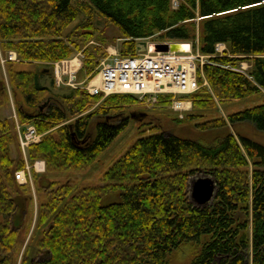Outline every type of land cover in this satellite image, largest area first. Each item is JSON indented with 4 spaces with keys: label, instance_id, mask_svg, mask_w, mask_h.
<instances>
[{
    "label": "trees",
    "instance_id": "1",
    "mask_svg": "<svg viewBox=\"0 0 264 264\" xmlns=\"http://www.w3.org/2000/svg\"><path fill=\"white\" fill-rule=\"evenodd\" d=\"M172 1L0 0V112L13 103L18 122L43 135L27 150L30 163L44 161L48 173L86 169L133 117L144 118L143 102L134 96L101 100L71 88L55 96L43 83L50 77L58 89L49 64L72 58L98 38L96 17L118 30L122 56H135L138 40L159 35L193 43L195 51L198 45L208 58L202 70L208 86L199 72L198 92L160 95V108L176 99L200 113L216 110L217 102L228 105L262 93L264 0H180L176 9ZM80 17L85 21L67 33ZM218 44L227 46V56H216ZM10 53L17 62L9 60ZM105 57L102 47L89 48L79 75L92 77ZM245 61L246 74L238 70ZM19 64L36 69L21 71ZM201 120L203 114H191L175 122L194 123L195 137L154 126L156 132L140 138L100 185L42 180L47 194L38 202L23 252L35 203L30 185L16 180L25 160L15 119L0 113V264H172L188 249L193 256L187 264H264V145L241 131L250 125L264 134V104L227 120ZM197 175L217 183L216 197L204 207L189 193ZM43 254L45 260L39 258Z\"/></svg>",
    "mask_w": 264,
    "mask_h": 264
},
{
    "label": "rangeland",
    "instance_id": "2",
    "mask_svg": "<svg viewBox=\"0 0 264 264\" xmlns=\"http://www.w3.org/2000/svg\"><path fill=\"white\" fill-rule=\"evenodd\" d=\"M178 1V7L180 5V0H175ZM174 0L172 1V5L173 2H175ZM85 21L84 17H80L78 18L75 23L69 28V30L67 31V33H70L72 30H74L78 25H80L81 23H83ZM94 23L95 26L98 27L100 29V34L98 35V38L93 39L92 41H89L85 44V46L77 51L75 53L74 56H76L77 54H82L84 56H86V51L89 48H96V47H102L106 53V57L101 59V62L107 61L108 59H111L114 54H121L120 51V45L122 43V40L120 39V34L118 32V30L108 24L105 20L100 19L98 17H96L94 19ZM106 39L107 43H103L101 41V39ZM168 42L167 40H165L164 38L160 39V36L157 35L152 39H147V40H141L138 41L137 44L139 43H146L147 46H151L154 44H161V43H165ZM173 43H179L177 41H173ZM104 44H106L107 46H105ZM187 45V44H186ZM0 55H2L1 52V47H0ZM11 57H12V53H10ZM9 54L7 56H10ZM9 60L12 61V59L9 57ZM206 62H208V59L206 60ZM205 63V62H204ZM50 67V66H49ZM17 68L21 71H33L36 69L35 65L32 64H19L17 65ZM2 72H3V76L5 78H7L6 75V71L5 68H2ZM98 69V67H97ZM96 69V70H97ZM250 69V64L248 62H242L240 64L239 67V71L243 72V73H248ZM95 72V71H94ZM93 75V74H92ZM96 76L93 75V77L91 79H89V76L85 77V76H79L78 78V82L79 83H84L86 80V78H88V82L90 83L92 81V79ZM44 85L50 87L53 91V94L56 96L58 93L62 92V93H67L69 91H64L63 89H55L52 88L51 85V79L50 77H45L43 80ZM87 85V84H86ZM66 89V88H65ZM82 90V89H81ZM84 91V90H83ZM138 98L141 102H143L142 107H140L141 109L139 110L141 112V114L143 115V119L141 120H135V118L133 117L130 122L129 125L127 126V128L125 129V131L115 140V142L112 144V146L110 148H108L107 150H105L97 159V161L90 167L80 170V171H65L62 173H48V171L45 174H40V176H38L37 180L33 181V186L30 185L32 192H33V197H34V214H33V226L30 230V233L27 236L25 245L23 247V252L25 250L26 245H28L30 238L32 236V232L35 226V222H36V218H37V209H38V202L41 199H44L46 197L47 192L42 191V189H40V182L42 180L45 181V179L50 180L51 182H59L61 185L63 184H70V185H79L81 188L84 187H88V186H96V185H100L103 176L106 174V172L124 155L126 154V152L142 137L145 136H150L152 134H154L156 132V130H153L154 126H158V127H165L166 130L168 131H174L176 134H181V135H188V136H192L195 137L196 136V131L192 128L194 127V123L193 124H179L176 125V120H184L187 116L191 115V114H203V120L202 121H206V120H210V119H214V118H225L226 120L228 119V117L234 113L237 112H242L244 110L253 108L255 106H258L260 104H264V90L262 91L261 94L259 95H255L253 97H249L245 100L239 101V102H235V103H231L228 105H221L217 102V108L216 110L213 111H205V112H195L194 110H192V105L189 108L188 111L184 112L183 114H179L176 113L172 106L171 107H163L160 108L156 103H152L151 101H149V99H141L139 97ZM106 98H101V100H105ZM99 103H101V101H99ZM133 112V111H131ZM1 116L3 118H13L16 115V108L14 107L13 103H10L8 105H5L2 109H1ZM199 121V120H198ZM197 121V122H198ZM16 126L18 128V126H20L23 130H25L27 127L29 126H23L21 125L18 120L16 121ZM72 123V121H71ZM21 129V130H22ZM242 133L257 140L258 142L262 143L264 145V134L262 133H258L255 132L252 127L249 125H245L242 128ZM235 133V131H234ZM43 139V138H42ZM20 144V143H19ZM21 147V146H20ZM28 150V149H27ZM22 151V149H21ZM12 154L13 156L16 158L18 156V152H17V148L14 147L12 149ZM23 154V152H22ZM24 160L25 159V155L23 154ZM28 159V157H27ZM197 176H202V175H197ZM196 176V177H197ZM36 183V185H35ZM114 200V197H110L109 199L105 200V204H108L110 202H112ZM22 252V254H23ZM193 254L192 251L190 249H188L183 256H179V257H175V258H179V261H173L172 264H187L190 262L191 258H192ZM41 260H45L46 259V255H41L39 257ZM18 264H21V259H19Z\"/></svg>",
    "mask_w": 264,
    "mask_h": 264
},
{
    "label": "built area",
    "instance_id": "3",
    "mask_svg": "<svg viewBox=\"0 0 264 264\" xmlns=\"http://www.w3.org/2000/svg\"><path fill=\"white\" fill-rule=\"evenodd\" d=\"M178 4V1L173 2L174 8L178 7ZM215 50L216 56L223 57L227 47L224 44H218ZM111 57L101 62L97 76L87 85L78 83V74L83 68L82 54L53 63L51 66L56 87L82 88L92 97L133 95L141 99H149L154 104L159 95L183 96L199 91L201 86L198 79V63L202 70L204 61L207 59L201 56L199 51L194 53L192 50L184 54L150 50L136 56L114 54ZM204 85H207L206 81ZM172 108L179 114L189 109L182 101H174ZM21 129L18 126L19 141L25 155L26 166L24 170L16 173V179L21 184H27L32 182L33 172L38 174L45 172L43 162L31 165L26 157L27 149L40 144L43 135L39 134L33 126L25 130Z\"/></svg>",
    "mask_w": 264,
    "mask_h": 264
},
{
    "label": "water",
    "instance_id": "4",
    "mask_svg": "<svg viewBox=\"0 0 264 264\" xmlns=\"http://www.w3.org/2000/svg\"><path fill=\"white\" fill-rule=\"evenodd\" d=\"M156 52H184L180 50V44L173 43L171 45L166 44H157L154 46ZM147 50L146 43H139L138 44V52H143ZM49 72V70L47 71ZM217 183L216 180L210 176L202 175L194 177L191 179L190 183V197L192 201L200 206L204 207L210 204L217 194Z\"/></svg>",
    "mask_w": 264,
    "mask_h": 264
},
{
    "label": "bare ground",
    "instance_id": "5",
    "mask_svg": "<svg viewBox=\"0 0 264 264\" xmlns=\"http://www.w3.org/2000/svg\"><path fill=\"white\" fill-rule=\"evenodd\" d=\"M225 45V44H224ZM189 49V46L188 45H186V44H184V45H180V50L181 51H187ZM177 54H180V53H177ZM42 167V166H41Z\"/></svg>",
    "mask_w": 264,
    "mask_h": 264
}]
</instances>
